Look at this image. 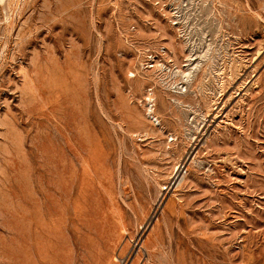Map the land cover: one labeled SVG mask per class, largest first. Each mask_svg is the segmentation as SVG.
<instances>
[{"label": "rangeland", "instance_id": "1", "mask_svg": "<svg viewBox=\"0 0 264 264\" xmlns=\"http://www.w3.org/2000/svg\"><path fill=\"white\" fill-rule=\"evenodd\" d=\"M0 1V264H264V0Z\"/></svg>", "mask_w": 264, "mask_h": 264}, {"label": "bare ground", "instance_id": "2", "mask_svg": "<svg viewBox=\"0 0 264 264\" xmlns=\"http://www.w3.org/2000/svg\"><path fill=\"white\" fill-rule=\"evenodd\" d=\"M1 2V1H0ZM4 2V1H3ZM6 2V1H5ZM1 22V21H0ZM150 95H151V93H150ZM151 102V101H150ZM218 112V111H217ZM228 118V117H227ZM194 144V143H193ZM190 150H192V149H190ZM185 152V151H184ZM187 153V152H186ZM208 155V154H207ZM228 163V162H227ZM254 166V165H253ZM178 172V171H177ZM183 180V178L181 179V181ZM257 210V209H256ZM25 211V210H24ZM24 213V212H23ZM252 215V214H251ZM29 222V221H28ZM39 246V245H38ZM43 250H44V248H43ZM40 257V256H39ZM36 259V258H35ZM12 260V259H11ZM39 261V260H38ZM119 261V260H118Z\"/></svg>", "mask_w": 264, "mask_h": 264}]
</instances>
